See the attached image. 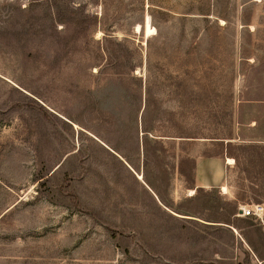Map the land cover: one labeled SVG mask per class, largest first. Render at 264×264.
<instances>
[{
  "label": "rangeland",
  "instance_id": "obj_1",
  "mask_svg": "<svg viewBox=\"0 0 264 264\" xmlns=\"http://www.w3.org/2000/svg\"><path fill=\"white\" fill-rule=\"evenodd\" d=\"M256 205L264 0H0V264H257Z\"/></svg>",
  "mask_w": 264,
  "mask_h": 264
},
{
  "label": "crops",
  "instance_id": "obj_2",
  "mask_svg": "<svg viewBox=\"0 0 264 264\" xmlns=\"http://www.w3.org/2000/svg\"><path fill=\"white\" fill-rule=\"evenodd\" d=\"M230 160H232L233 163H234L233 159H227V161H226L227 165H232L233 164V163L232 164L229 163ZM139 177H141V176L138 175V178ZM140 179H142V177ZM212 179H213V176H212L211 172L208 170V168H206L203 165H200L198 160L195 161L194 188H193V190H191L190 193L192 195H194L195 192L200 191V190H204V189L215 190V189H218L220 187V185L217 182H214ZM146 187L148 189H150L147 185H146ZM220 189H222V191L224 193H226L228 191V188L226 186H221ZM153 195L158 200V197L154 193H153ZM236 207H238V206L236 205ZM248 207L249 206H247V207H242L241 206L240 209L242 210V208H248ZM166 210L169 211V213L171 214L172 217L183 218V219H193L190 216H185V215H180V214L174 213L173 211H171L167 207H166ZM241 210H240V212H241ZM236 216L239 217L240 219L233 226H229V225H225V224H217V223H212V222H208V223H205V224H207L208 226L226 227L228 229L233 230L234 232H238V231L243 232L246 229H250L251 228L250 225L247 226V227L246 226H242V225H245L247 223V222H245L246 220H249V219H247L245 217H242V216L236 214L235 216L231 217V219L234 221ZM239 237H240L241 241L243 243H245V245L248 247V249L253 253V256L255 257V259L257 261V264H264V257H259L258 255H256V251L254 250V246H253L252 242L247 238L246 234H241ZM245 254L249 257L248 253H245Z\"/></svg>",
  "mask_w": 264,
  "mask_h": 264
},
{
  "label": "trees",
  "instance_id": "obj_3",
  "mask_svg": "<svg viewBox=\"0 0 264 264\" xmlns=\"http://www.w3.org/2000/svg\"><path fill=\"white\" fill-rule=\"evenodd\" d=\"M146 136V135H145ZM77 154V153H76ZM144 156H145V161L147 162L148 161V154H147V149L145 148L144 149ZM186 161L187 162H189V163H192V165H191V171H192V174L194 175V171H195V160L194 159H190V158H181L180 159V164L182 165V164H185L186 163ZM180 173L183 175V173H182V171L180 170ZM193 181H194V179H193ZM158 200L160 201V202H162L161 204L162 205H164V206H166L167 208H169L171 211H173L174 213H177V214H180V215H185V216H190V217H192L191 215H189V214H186V213H183V212H181V210L180 209H177V208H175V207H171V206H169V205H166V202H164L163 200H161V198L158 196ZM237 214V212H234V213H232V215H231V217H233V216H235ZM239 217H235V220L233 221V220H231V218L230 219H226V220H228V221H226V222H220L219 220H213V221H208V222H212V223H217V224H225V225H229V226H233L234 224H236V222L237 221H239ZM247 219H249V217L247 218ZM245 222H247L248 223V220H246ZM210 227H216V226H210ZM218 227H221V226H218Z\"/></svg>",
  "mask_w": 264,
  "mask_h": 264
},
{
  "label": "built area",
  "instance_id": "obj_4",
  "mask_svg": "<svg viewBox=\"0 0 264 264\" xmlns=\"http://www.w3.org/2000/svg\"><path fill=\"white\" fill-rule=\"evenodd\" d=\"M263 211H264V209L260 205H256V206L248 207V208H242V215L241 216L245 217V218L255 216V217L261 219Z\"/></svg>",
  "mask_w": 264,
  "mask_h": 264
},
{
  "label": "bare ground",
  "instance_id": "obj_5",
  "mask_svg": "<svg viewBox=\"0 0 264 264\" xmlns=\"http://www.w3.org/2000/svg\"><path fill=\"white\" fill-rule=\"evenodd\" d=\"M140 30V28L138 27V31ZM146 30H147V34H151L152 32H154L155 30L150 26V22H149V18H147V25H146ZM230 164L233 163L232 160L229 161ZM191 192V191H190ZM191 194V193H190ZM192 195V194H191Z\"/></svg>",
  "mask_w": 264,
  "mask_h": 264
},
{
  "label": "water",
  "instance_id": "obj_6",
  "mask_svg": "<svg viewBox=\"0 0 264 264\" xmlns=\"http://www.w3.org/2000/svg\"><path fill=\"white\" fill-rule=\"evenodd\" d=\"M240 214H242V210H241Z\"/></svg>",
  "mask_w": 264,
  "mask_h": 264
}]
</instances>
